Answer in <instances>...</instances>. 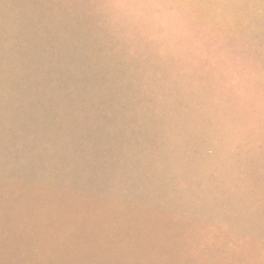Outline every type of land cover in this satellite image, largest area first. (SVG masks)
Masks as SVG:
<instances>
[{
    "label": "rangeland",
    "instance_id": "374dc122",
    "mask_svg": "<svg viewBox=\"0 0 264 264\" xmlns=\"http://www.w3.org/2000/svg\"><path fill=\"white\" fill-rule=\"evenodd\" d=\"M0 264H264V0H0Z\"/></svg>",
    "mask_w": 264,
    "mask_h": 264
}]
</instances>
